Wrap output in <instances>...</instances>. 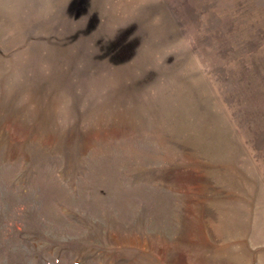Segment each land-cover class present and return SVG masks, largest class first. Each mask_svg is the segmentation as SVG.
Here are the masks:
<instances>
[{"label": "rangeland", "instance_id": "374dc122", "mask_svg": "<svg viewBox=\"0 0 264 264\" xmlns=\"http://www.w3.org/2000/svg\"><path fill=\"white\" fill-rule=\"evenodd\" d=\"M0 264H264V0H0Z\"/></svg>", "mask_w": 264, "mask_h": 264}]
</instances>
